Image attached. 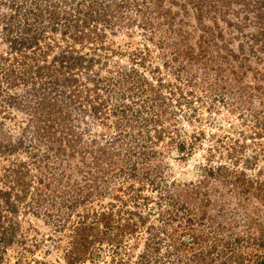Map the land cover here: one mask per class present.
Instances as JSON below:
<instances>
[{
  "label": "rangeland",
  "instance_id": "374dc122",
  "mask_svg": "<svg viewBox=\"0 0 264 264\" xmlns=\"http://www.w3.org/2000/svg\"><path fill=\"white\" fill-rule=\"evenodd\" d=\"M92 1L0 0V189L17 175L30 185L20 202L16 186L14 211L0 194L5 225L15 226L0 264H174L166 253L192 208L187 227L201 246L195 258L183 248L179 264H206L210 250L211 264H223L213 222L224 236L264 233V49L247 41L258 31L254 11L235 0L232 24L218 18L236 51L219 72L215 29L187 42L172 33L167 44L163 18L143 26L131 5L121 21L118 0H97L98 20L65 21ZM53 4L65 10L56 20L46 15ZM192 13L177 17L187 31ZM175 46L195 57L172 61ZM84 225L104 237L91 232L86 251L74 245ZM251 243L233 264L256 262Z\"/></svg>",
  "mask_w": 264,
  "mask_h": 264
},
{
  "label": "trees",
  "instance_id": "16d2710c",
  "mask_svg": "<svg viewBox=\"0 0 264 264\" xmlns=\"http://www.w3.org/2000/svg\"><path fill=\"white\" fill-rule=\"evenodd\" d=\"M97 0H93L92 3L90 4L89 7H87L86 9L81 8L82 10H80L78 12V14L76 15H72V13L70 12L69 15L66 16V22H70V20L76 22L75 24L77 26H81V21L86 20L85 22L88 23V20H98L100 19V17L102 16L101 12H97L96 11V2ZM235 0H134V1H130V0H118L115 2L114 6H115V13H120V20H124L125 15L123 14L124 12V8H131V5H135V7L140 11L141 10V14L143 15V26H147L148 28L153 27V25L155 24V18H163L164 20L162 21L163 25H165L162 29L164 30V35L163 38L165 40H167V44L170 43V40L168 39L172 33H175L177 35V37L180 38L181 42L182 41H189L190 39H192V37L194 36V34L198 31L201 30V36H203V33L205 32H211L213 33L214 31H216V38L213 42V44L216 46H220L222 43V48L225 49V51L223 53L219 52L218 57H221L218 62L221 63L220 64V69L219 72H222L223 68H222V64L224 63H229V60L231 58H234L236 56V51L233 49L231 42L233 41V38L227 39L225 36V32L223 31V27L221 26L220 22H219V17H220V21L221 19H224L228 25L232 24V20L229 19V17H227V15L230 13V9L232 7V4ZM238 3H244V8H248V11H254V18L256 24H258V26H256L258 28V31L256 33H251L252 36H248L247 37V41L251 42V50L255 49V46L258 45V47H260L261 49H264V0H236ZM133 3V4H132ZM142 3L145 4V7H143ZM78 4H82L80 1H78ZM110 5V3H107ZM55 4L51 5L50 7L47 8V12L43 9H38L37 8H33L32 11L36 14V15H43L46 13V15L48 14L49 17L51 19H58L59 16L61 14H63L65 12L64 11H59L58 8H55L54 6ZM176 6H178L177 10L175 9ZM96 8V9H95ZM193 9V12L191 11V9ZM220 12V13H219ZM193 14L195 17V21H196V27L195 29L193 28L191 31H187V28L182 24L185 21L182 20H178L177 17L178 15L182 14L184 16ZM240 13V11H239ZM206 14H212L213 18V24H212V28L211 25H208L206 22ZM70 16V18H69ZM131 18V17H130ZM130 20V19H129ZM133 19H131L130 24H132ZM185 24V23H184ZM53 26H55V24H53ZM214 27V28H213ZM237 27L239 29H243V24L237 23ZM26 30L30 29L31 27H29V25H27L26 27H24ZM77 28V27H76ZM213 29H215L213 31ZM209 30V31H208ZM170 31V32H169ZM187 32V33H186ZM242 32V30H241ZM186 33V34H185ZM40 34V33H39ZM168 36V37H166ZM38 36L35 37L34 40H25L22 39L21 42L23 43H32V45L37 43V38ZM166 37V38H165ZM229 38V37H228ZM232 40V41H231ZM14 42H17L16 40ZM164 42V41H163ZM175 44V43H174ZM220 44V45H219ZM29 45V46H32ZM173 45V44H172ZM242 45V44H241ZM244 45V43H243ZM242 45V46H243ZM16 46V45H15ZM257 50V49H255ZM179 53V54H178ZM194 53V47L190 46V48H185V50H181V48H177L175 46V49H173L172 51L170 50V54L172 55V61L173 60H177L179 57L182 58V60H185L187 58L190 57H195V55L190 56L191 54ZM182 54V55H180ZM244 60H246L244 58ZM171 61V62H172ZM167 64H169L170 61L166 60ZM243 66V62L241 63ZM246 70V67H242V69ZM242 72H244V70H242ZM245 73V72H244ZM241 75H237L236 78L238 80H241ZM132 107L130 106H126L124 105L120 112H123L124 114L127 111H130ZM52 121V123L50 122ZM53 122L55 123V121H53L52 118H50L49 120L45 121L44 126H42V129H46V126L49 124L50 126H54ZM65 120L63 121L62 124H64ZM58 125H61V123H58ZM0 148H1V143H0ZM34 156H36V154H34ZM47 158V157H46ZM223 168V167H222ZM221 169V168H220ZM25 175V174H24ZM16 184L10 186V189H6V190H2L0 189V194H2V197L4 198L6 207L9 208V210H16L17 209V205L18 203L16 201H12L11 197L14 193V190L16 188V186L21 187V194H17L16 198L18 199L17 201L20 202V199H24L25 196H27V191H28V187L30 186L25 179H22L21 176L17 175L16 177ZM38 183L41 185V187L44 184V177H43V173H41L39 175V181ZM40 185L38 186V190H40ZM30 190V189H29ZM22 191H25V194L23 195ZM40 192V191H39ZM33 194V193H32ZM40 197V196H39ZM39 197L37 195V193L33 194V199H36L35 202H39ZM20 198V199H19ZM209 202V201H208ZM168 203V202H167ZM191 211L193 212L194 209L192 208ZM190 212V214L188 215V219L185 220V223L182 224V227L184 229L185 232V236H182V239L179 237V235L177 236V238H174L176 240H178L177 242L175 241V243H177V245L173 246V249H169L167 250V259H171L173 260L172 263L174 264H179V261L182 259V255L180 257V259L178 260V256L180 254L181 251H183V248L185 249H192L191 252L193 257L195 258V256H198V252H199V246H201V243H196V241L198 240V238H200L201 236L199 235H195V233L189 232L187 226L191 225L195 219V216L192 214V212ZM205 218V217H204ZM203 219V218H202ZM201 219V220H202ZM214 224V229H213V234L211 236V243L214 244V247H217L219 244H222V249L221 252L223 255L227 256L225 257V261H223V264H233V262L235 261V258L238 257V250L241 247V244H243L244 240L247 241H252V243L250 245L254 246V251L251 252V254H249L248 256H250L251 259L256 260V262L254 264H264V233L262 232L261 236L256 237L255 235H250L246 238H244V236H240V237H233V236H224V234L222 232H220V230H224V228H219V230L216 232V227H218L215 222H213ZM15 226L13 225H5L4 222V215L2 213V209H0V245H5L4 242L8 241L7 238L14 235L15 232ZM99 227H93V226H81L79 228V238L77 239V241L75 240L74 245L77 246L78 244H81V248L82 250L84 249L86 251V249L89 248L90 244L94 243L93 239L90 236L91 232H94L98 229ZM11 230V231H9ZM106 231V230H105ZM11 232V233H10ZM96 237L97 238H104L102 235H100L99 231H96ZM172 237H174V235H172ZM230 237V238H229ZM9 242V241H8ZM210 243V245H211ZM197 245V247H196ZM199 245V246H198ZM249 246V245H246ZM197 248V249H196ZM260 253H259V249ZM202 252H204L205 254V250H203ZM211 250L207 251V254L205 257H201L204 261L206 260V264H211V257L210 259L207 258V256H210ZM202 255V253H200ZM227 254V255H226ZM234 254V255H233ZM0 257H2V254H0ZM244 258V257H243ZM148 259V258H147ZM169 259V260H170ZM189 264V263H186ZM213 264V263H212Z\"/></svg>",
  "mask_w": 264,
  "mask_h": 264
}]
</instances>
